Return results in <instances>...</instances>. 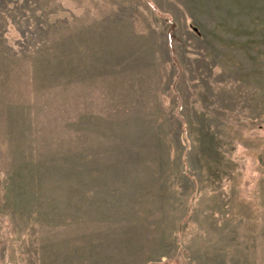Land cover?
I'll use <instances>...</instances> for the list:
<instances>
[{"label": "rangeland", "instance_id": "rangeland-1", "mask_svg": "<svg viewBox=\"0 0 264 264\" xmlns=\"http://www.w3.org/2000/svg\"><path fill=\"white\" fill-rule=\"evenodd\" d=\"M0 264H264V0H0Z\"/></svg>", "mask_w": 264, "mask_h": 264}]
</instances>
